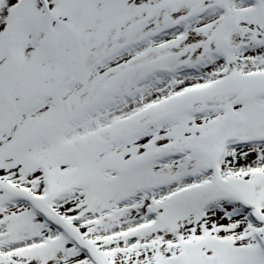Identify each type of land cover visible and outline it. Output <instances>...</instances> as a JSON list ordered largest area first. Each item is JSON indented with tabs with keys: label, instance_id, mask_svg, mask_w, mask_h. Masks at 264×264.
I'll list each match as a JSON object with an SVG mask.
<instances>
[{
	"label": "snow or ice",
	"instance_id": "1",
	"mask_svg": "<svg viewBox=\"0 0 264 264\" xmlns=\"http://www.w3.org/2000/svg\"><path fill=\"white\" fill-rule=\"evenodd\" d=\"M0 264H264V0H0Z\"/></svg>",
	"mask_w": 264,
	"mask_h": 264
}]
</instances>
